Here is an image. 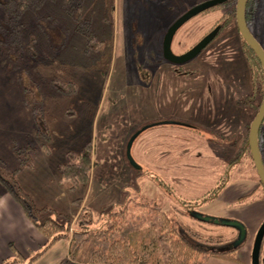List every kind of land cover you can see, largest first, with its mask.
I'll return each instance as SVG.
<instances>
[{
    "label": "rangeland",
    "instance_id": "obj_1",
    "mask_svg": "<svg viewBox=\"0 0 264 264\" xmlns=\"http://www.w3.org/2000/svg\"><path fill=\"white\" fill-rule=\"evenodd\" d=\"M207 1L113 0L114 51L108 72L73 67L61 69L51 66L43 56L30 58L20 51L0 60V161L5 171L15 170L19 167L15 149L29 148L33 166L24 167L17 179L28 194L30 191L36 197L37 201L30 194L38 207L48 208L54 216L62 215L59 218L62 222H66L65 217L70 218V228H77V217L85 208L90 231L99 229L108 217H112L113 211L128 208L139 214L145 211L143 208L163 207L164 211L173 214L171 217L205 236L222 234L226 240L232 238L235 233L230 227L205 224L195 218L174 214L173 209L165 204L169 189L155 179V176L159 179H166V176L157 170L158 166H153L152 148L156 146L153 140L156 132L170 129V122L189 124L193 130L180 127L178 140L182 146L178 151H186L185 136H193L195 143L200 142L199 146L195 145L193 161L201 168L199 174L203 181L197 189L195 186L189 190L185 186L173 185L172 190L187 201L211 194L226 176L217 174L222 169L205 141L204 133L207 132L203 130L208 129L204 124L207 114L233 116L237 126L238 121L251 113V105L245 104L252 88L251 73L245 56L240 53L239 42L234 39L236 31L232 24L193 60L179 66L163 59V41L169 27ZM258 9L261 16L255 32L264 48V0ZM225 14L223 8H217L188 20L173 40V52L176 55L188 52L216 25L224 24ZM5 37L4 31L0 30V38ZM54 77L73 80L77 84L76 92L68 96L53 91L49 83ZM26 91H32L43 100L39 103L44 108L40 114L50 122L48 139L37 133L36 115L24 101ZM217 107L231 110L222 113ZM163 122L169 123L140 133L146 125ZM89 141L94 162L90 182L72 189L71 182L62 181V168L70 160L69 153L81 151ZM157 141L161 145L162 142ZM141 143L145 149L144 158L138 155ZM262 143L264 158V132ZM188 159L186 153H179L180 168H185ZM237 160L234 164L237 163L238 168L232 178L243 177L251 171L258 181L259 175L248 155ZM33 168H36L33 174L23 175L22 172ZM22 177L24 183L25 179H36L34 182L28 180L33 182L26 184L28 191L22 185ZM55 180L58 187L49 183ZM3 187L0 180V190ZM57 194L58 198L54 197ZM77 199L81 200V206L74 203ZM172 199L176 203L175 198ZM247 202L249 200L244 203ZM42 203L46 205L42 206ZM207 204L209 202L203 206ZM197 212L203 214L200 209ZM245 215L247 217L241 220L247 232L258 234L264 226V206L250 209ZM66 244L60 240L50 248L42 246L40 251L31 252V257L19 260L21 264L72 262L68 254L70 242ZM16 259L13 257L7 263ZM260 264H264V235Z\"/></svg>",
    "mask_w": 264,
    "mask_h": 264
},
{
    "label": "trees",
    "instance_id": "obj_2",
    "mask_svg": "<svg viewBox=\"0 0 264 264\" xmlns=\"http://www.w3.org/2000/svg\"><path fill=\"white\" fill-rule=\"evenodd\" d=\"M1 1L0 30L4 31L6 37L0 38V60L15 56L20 51V54L30 58L43 56L51 62V66L61 69L73 67L86 71L110 70L114 51L113 0ZM236 1L231 0L221 7L226 11L224 26L233 25V30L236 31L234 39L239 42L240 53L245 56L251 73L252 88L245 101V104L251 105V127L264 97V69L235 25ZM260 3L261 0L248 1L249 22L256 17L255 12ZM49 85L53 91L68 96H72L77 90V84L66 78L54 77ZM24 101L36 115L38 135L48 139L50 122L45 115L40 114L44 111L39 105L43 100L38 99L32 91H26ZM156 125L158 124L146 125L140 133L143 134ZM263 132L264 123L259 133L261 154ZM15 152L19 158V167L5 171L0 161V167H3L0 168V180L6 191L22 207L27 219L46 238L47 248L60 240L70 242L68 254L72 262L65 264H207L212 257L238 262L237 253L247 243V236L239 241L240 230L234 226L223 225L234 230L235 234L229 240L222 234L205 236L192 226L171 217L173 214L164 211L163 207L143 208L145 211L139 214L128 208L113 211L110 214L112 217H108L94 231L88 229L89 220L86 219L84 208L77 217V228H70V218L65 217L66 222H62L59 220L62 215L54 216L48 208L38 207L31 195L22 188L17 175L24 167L33 166V159L29 148H16ZM247 153L256 170L250 149ZM69 158L67 165L62 168V181L71 182L72 189L86 186L90 182L94 163L91 142L79 152H70ZM140 168L143 169L142 166ZM155 179L174 195L176 204L170 206L174 214L192 219L195 214H200L197 211L204 204L219 197L224 185H219L200 200L187 201L175 195L162 179L157 176ZM247 200H264V187L259 177L257 189L241 197L239 202ZM80 201L77 199L74 203L81 206ZM195 220L216 225L214 222H202L197 218ZM10 247L14 251L13 246ZM15 255L18 259L9 264H21L19 258L22 256L18 253Z\"/></svg>",
    "mask_w": 264,
    "mask_h": 264
},
{
    "label": "crops",
    "instance_id": "obj_3",
    "mask_svg": "<svg viewBox=\"0 0 264 264\" xmlns=\"http://www.w3.org/2000/svg\"><path fill=\"white\" fill-rule=\"evenodd\" d=\"M217 109L222 113L225 110H231L230 108L225 109L224 107H217ZM207 112H211V110L207 109ZM219 114V117L217 115L212 116L210 113L207 114V121L205 120L204 124H207L208 129L204 128L203 131L207 132L208 135L204 133L205 137H207H204L206 139L205 141H207L208 146L211 148V152L214 153V159L217 160L216 163L220 169H222V172L218 171L217 174L224 173L226 178L223 177L220 182H218V186L224 183L219 197L213 202L201 207L200 210L203 212L202 216L235 220L242 223L244 221L241 219L247 217V215H245L247 211H250V209L257 210L258 207L264 206V200L254 202L249 200L247 203L239 202L241 197L249 195L257 189L258 181L254 172L247 171L243 177H239L237 179L232 178V173L238 168L236 165L240 162V160L238 161L237 159L248 155L250 117L245 115L247 117L242 119L241 122L238 121L239 124L236 126L233 116L225 117L224 113ZM168 123L169 122H163L162 124L159 123L152 128L156 129L162 125H167ZM168 125L170 129H167L165 132H156L153 137L156 144L155 148H152V152L154 154L153 166H158L157 170L166 176V179L162 180L169 186L171 191L174 190L172 188L173 185L185 186L190 188L189 190H193L192 187L195 186L197 189V185L203 181V179H201L199 174L201 168L197 166L193 160L195 157V145L199 146L200 142L195 143L196 139L193 136H185L184 140L187 142L186 151H178L179 147L182 146L179 143L181 140H178L180 127L193 130V126L189 124L179 125L177 122H170ZM157 140L162 142L161 145ZM142 143L141 150L138 155L139 157L144 158L145 149ZM179 153H186L188 155L189 159L185 168H180ZM233 159L238 162L234 164L235 160L232 161ZM163 160L164 162H162ZM28 171L29 172H22L23 175L24 173L33 174L36 171V168L31 170L28 169ZM25 180L26 181L24 183L22 177L23 182H21L23 187L28 191L26 184L31 185L36 179L34 180L33 178H29ZM28 180H33V182ZM49 183L52 185L54 184L55 187L59 186L57 180L49 181ZM28 192L33 196L35 201H37L36 197L30 191ZM169 194L171 195H169L168 198L169 202L166 200L165 204L170 207L172 204L176 203L172 199L174 195L170 192ZM58 195L59 194L54 195V197L58 198ZM201 198H197L195 201L200 200ZM239 203L240 206L237 207ZM45 205L46 204L42 203V206ZM256 236L257 232H254L253 234L249 231L247 232V243L237 253L238 262H231L212 257L207 261V264H252V253ZM66 243L69 244L68 241H66ZM46 244V238L31 224L22 207L3 187V189L0 190V264H5L11 258H15L16 253L20 254L23 258L28 256L31 257V252L33 253L36 250L40 251L41 247L46 246ZM11 245L13 246L12 248L14 251L11 250Z\"/></svg>",
    "mask_w": 264,
    "mask_h": 264
},
{
    "label": "water",
    "instance_id": "obj_4",
    "mask_svg": "<svg viewBox=\"0 0 264 264\" xmlns=\"http://www.w3.org/2000/svg\"><path fill=\"white\" fill-rule=\"evenodd\" d=\"M224 0H209L204 2L196 7H194L189 12L182 15L178 18L167 30L166 35L163 41V56L164 59L174 65H183L197 56H199L213 41L218 33V29L211 32L209 35L205 36L201 39L193 48H191L188 52L176 55L173 52L172 43L173 40L179 31V29L191 18L207 11L208 9L215 7L221 4ZM248 0H238L236 5V23L239 29V32L245 42L249 45V47L254 51L258 60L260 61L263 69H264V48L257 41V39L250 32L246 17H245V9ZM264 123V97L259 108L258 114L253 120L248 137V147L251 151L253 161L259 175V179L264 187V162L261 155V150L259 146V133L261 127ZM195 218L201 220L202 222H214L216 225H226V226H234L240 230V239L239 241H243V239L247 236V230L244 225L235 220H227V219H218L213 217L202 216L201 214H195ZM264 235V226L258 232L253 253H252V264H260V252L262 247V240Z\"/></svg>",
    "mask_w": 264,
    "mask_h": 264
},
{
    "label": "flooded vegetation",
    "instance_id": "obj_5",
    "mask_svg": "<svg viewBox=\"0 0 264 264\" xmlns=\"http://www.w3.org/2000/svg\"><path fill=\"white\" fill-rule=\"evenodd\" d=\"M229 1H231V0H224L221 4H219V5H217V6H215V7H212V8H210V9H208L207 11H205V12H208V11H211V10H214V9H217V8H223V7H221V6H224L227 2H229ZM238 1V0H237ZM237 1H236V5H237ZM249 1V0H248ZM248 1H247V5H246V9H245V17H246V22H247V26H248V28H249V30H250V32L253 34V36L257 39V41L260 43V41H259V39H258V35L256 34V32H255V29H256V27L259 25V21H260V14H259V12H257V11H259V9L257 8L256 9V12H255V15H256V17H253L251 20H250V22L248 21V16H247V6H248ZM224 9V8H223ZM205 12H203V13H205ZM202 13V14H203ZM235 25H236V27H237V23H236V8H235ZM226 27L224 26V24H218V25H216L213 29H211V31L210 32H208L207 34H206V36L207 35H209L211 32H213L214 30H216V29H218V33H217V35H216V37L213 39V41L209 44V46L210 45H212L213 44V42H215L216 40H218V38L220 37V35H221V33L224 31V29H225ZM237 29H238V27H237ZM238 32H239V29H238ZM239 34H240V32H239ZM241 35V34H240ZM205 37V36H204ZM203 37V38H204ZM242 37V36H241ZM202 38V39H203ZM244 40V39H243ZM245 41V40H244ZM261 44V43H260ZM209 46L206 48V49H208L209 48ZM249 46V45H248ZM205 49V50H206ZM253 51V50H252ZM254 52V51H253ZM255 54V53H254ZM255 56H256V54H255ZM164 57V56H163ZM257 57V56H256ZM180 66V65H179ZM209 92H211V91H209ZM216 95H218V94H216ZM216 104H219V101H218V99H216ZM214 106V105H213ZM181 124H183V123H181ZM249 149V148H248ZM262 155V154H261ZM254 162V161H253ZM255 165V164H254ZM256 168V167H255ZM254 171H256L257 172V170H255L254 169ZM259 177V176H258ZM258 187V186H257Z\"/></svg>",
    "mask_w": 264,
    "mask_h": 264
}]
</instances>
